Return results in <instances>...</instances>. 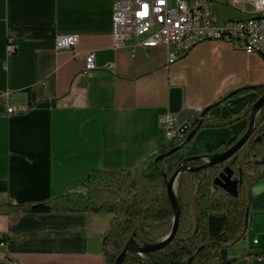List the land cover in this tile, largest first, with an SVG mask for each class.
Returning a JSON list of instances; mask_svg holds the SVG:
<instances>
[{"label":"crops","instance_id":"1","mask_svg":"<svg viewBox=\"0 0 264 264\" xmlns=\"http://www.w3.org/2000/svg\"><path fill=\"white\" fill-rule=\"evenodd\" d=\"M113 3L0 0V264H108L104 236L113 214L10 213L3 204L50 199L94 169L140 172L144 160L167 148L160 118L170 112L173 89L181 91L183 108L237 119L200 129L166 158L167 172L188 157L238 141L248 129L257 92L220 100L264 84L260 54L208 40L169 62L172 46L145 47L130 39L116 47ZM25 23H53L56 36L13 38L16 51L10 55L9 25ZM70 34L79 36L78 51L96 53L95 70L86 71L84 57L74 58L72 50L56 48L57 37ZM10 105L29 109L10 113ZM250 250L264 251L261 208L250 209L246 235L228 253L234 264H264Z\"/></svg>","mask_w":264,"mask_h":264},{"label":"trees","instance_id":"2","mask_svg":"<svg viewBox=\"0 0 264 264\" xmlns=\"http://www.w3.org/2000/svg\"><path fill=\"white\" fill-rule=\"evenodd\" d=\"M8 36L10 41L13 38H52L56 36L55 24H10ZM249 90L257 92L256 99L250 105L252 107L264 95V84L239 88L220 101ZM25 91L32 107L31 89L27 88ZM200 115L196 113L190 119L191 130L196 129V133L203 128L232 124L237 119V116L218 119L205 115L201 121ZM259 135H264V106L256 122L254 134L232 157L233 165L249 164L253 153L258 149L259 144L255 143L254 139ZM193 137L187 139V135H184L163 153L175 147L183 148ZM236 142L237 139L229 144H222L211 153L224 152ZM156 158L157 156L144 160L138 173L128 169H94L84 181L68 186L65 191L50 199L25 203L9 201L3 205H7L10 213L113 214L110 228L104 236V250L107 263L115 264L126 242L134 233L138 243L155 244L172 229L175 212L167 191V180L171 175L165 168L166 158ZM202 163V160H193L189 162V166H199ZM221 170L222 165H214L182 173L177 187L181 215L176 237L164 247L142 255L129 252L123 264H213L215 258H219V264H234L236 258L229 257L228 249L246 235L248 203L243 189L239 197H234L214 185V178ZM79 185H82L85 191L77 190ZM248 255L264 258V251L250 250Z\"/></svg>","mask_w":264,"mask_h":264},{"label":"built area","instance_id":"3","mask_svg":"<svg viewBox=\"0 0 264 264\" xmlns=\"http://www.w3.org/2000/svg\"><path fill=\"white\" fill-rule=\"evenodd\" d=\"M214 3L232 6L247 17L219 22L211 9ZM112 8V38L116 47L130 39L145 47L172 46L169 62H174L198 43L209 40L226 42L264 58V0H114ZM78 42L77 34L59 36L56 48L72 50L74 58L84 57L86 71L95 70L96 53H81L76 48ZM7 50L10 55L15 53L12 41ZM28 109L10 105L8 112ZM180 127L177 114L167 112L161 116V135L168 148L184 136Z\"/></svg>","mask_w":264,"mask_h":264},{"label":"water","instance_id":"4","mask_svg":"<svg viewBox=\"0 0 264 264\" xmlns=\"http://www.w3.org/2000/svg\"><path fill=\"white\" fill-rule=\"evenodd\" d=\"M264 106V95H262L251 107L248 129L245 134L228 150L220 153H210L206 155H196L188 157L184 162L172 173L167 180L168 196L173 206L175 215L173 218V226L169 234L155 244H140L137 242L136 233H134L126 242L123 251L118 256L115 264H123L129 252H136L140 255L158 248L164 247L171 242L177 235L180 225L181 208L177 199L176 186L182 173L188 171H195L208 168L214 165H221L222 170L214 178V185L223 188L226 192L234 197L240 196V191L243 189L248 203V213L251 208L264 209V161L259 163L260 167H256L255 162L254 170L249 167L244 170L248 165L238 166L234 168L232 164H227L228 161L249 141L256 129L257 117L261 113ZM205 109L201 115V121L204 119L207 111ZM170 112L177 114L178 121L181 124L179 129L180 134L187 135V139H191L196 134V129L191 130L190 119L197 113L193 109L183 108L181 91L173 89L170 101ZM264 135H259L254 139V142H263ZM180 147L172 148L169 152L157 156L156 159H163L171 156L177 152ZM193 160H203V164L199 166H189V162Z\"/></svg>","mask_w":264,"mask_h":264},{"label":"rangeland","instance_id":"5","mask_svg":"<svg viewBox=\"0 0 264 264\" xmlns=\"http://www.w3.org/2000/svg\"><path fill=\"white\" fill-rule=\"evenodd\" d=\"M211 9H212L214 17H216L219 20V22H223V21L228 20V19H237V18L247 17L243 12H241V11L237 10L236 8H233L232 6H229L227 4L221 5L218 3H214L211 6ZM259 144H261V142H259ZM175 170L168 171V173L170 175H172V173ZM177 187H178V184L176 186V191H177ZM76 188H77V190L79 189V190L85 191V188L82 185H79Z\"/></svg>","mask_w":264,"mask_h":264},{"label":"flooded vegetation","instance_id":"6","mask_svg":"<svg viewBox=\"0 0 264 264\" xmlns=\"http://www.w3.org/2000/svg\"><path fill=\"white\" fill-rule=\"evenodd\" d=\"M257 143L259 144V142H257ZM261 143H263V146H261V144H259L258 149H257L256 152L253 153V158L250 160L248 166L243 168L244 170H246V168H248V167H249L251 170H254V167H255V166H253V165H254L255 162L257 163V166H256V167H260V166H259V163H261V162L263 161V159H264V141L261 142ZM257 154H260V155H261V159L256 160V158H254V157H256ZM202 164H203V163H202ZM227 164H232V166H233L234 168H237V167L239 166V165H233V163H232V159H231L230 161H228ZM221 165H222V164H221ZM244 166H245V165H244Z\"/></svg>","mask_w":264,"mask_h":264}]
</instances>
